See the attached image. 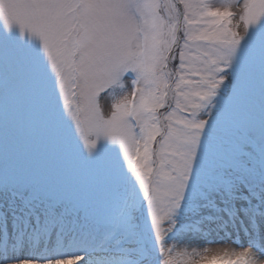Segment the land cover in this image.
<instances>
[{
  "label": "snow or ice",
  "instance_id": "6c2138e0",
  "mask_svg": "<svg viewBox=\"0 0 264 264\" xmlns=\"http://www.w3.org/2000/svg\"><path fill=\"white\" fill-rule=\"evenodd\" d=\"M0 264H264V0H0Z\"/></svg>",
  "mask_w": 264,
  "mask_h": 264
},
{
  "label": "bare ground",
  "instance_id": "6f19581e",
  "mask_svg": "<svg viewBox=\"0 0 264 264\" xmlns=\"http://www.w3.org/2000/svg\"><path fill=\"white\" fill-rule=\"evenodd\" d=\"M169 243H175L177 251L187 248L191 252L195 248L198 252L208 256L223 253L225 250L231 252L241 247L240 244L233 242V237H229L223 232L219 234L212 233L202 238L185 237L183 240L170 241ZM205 249L208 250L206 253L204 251Z\"/></svg>",
  "mask_w": 264,
  "mask_h": 264
},
{
  "label": "rangeland",
  "instance_id": "374dc122",
  "mask_svg": "<svg viewBox=\"0 0 264 264\" xmlns=\"http://www.w3.org/2000/svg\"><path fill=\"white\" fill-rule=\"evenodd\" d=\"M221 2H222V0H213V3H214L216 6H219ZM241 4H242V0H241ZM233 11L239 12V11H240V4H237V5L233 8ZM240 30L243 31V25H242V24H241V26H240Z\"/></svg>",
  "mask_w": 264,
  "mask_h": 264
}]
</instances>
